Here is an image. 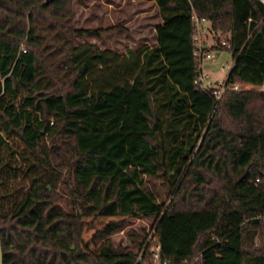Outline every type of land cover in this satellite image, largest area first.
I'll list each match as a JSON object with an SVG mask.
<instances>
[{"label": "trees", "instance_id": "1", "mask_svg": "<svg viewBox=\"0 0 264 264\" xmlns=\"http://www.w3.org/2000/svg\"><path fill=\"white\" fill-rule=\"evenodd\" d=\"M75 1L0 0L3 264H152L145 231L135 250L110 239L135 217L153 219L158 264H264V6L154 0V45L121 56L76 43L114 27L75 28ZM194 19L228 42L201 50L233 60L219 100L196 84ZM12 137L30 187L5 209Z\"/></svg>", "mask_w": 264, "mask_h": 264}, {"label": "rangeland", "instance_id": "2", "mask_svg": "<svg viewBox=\"0 0 264 264\" xmlns=\"http://www.w3.org/2000/svg\"><path fill=\"white\" fill-rule=\"evenodd\" d=\"M102 1L120 7L117 14L115 12L112 14L113 22L106 21L103 23L101 21L100 14L104 11L102 8H106L102 6L101 0H79L75 1L73 5L74 27L78 29L104 30L102 27H106L111 23L117 27H114V30L111 29L109 32L101 33L99 39L84 37L78 39L76 43L95 45L98 49H109V51L121 56L128 51H136L142 47H151L154 45V27L160 22V18L153 0ZM91 2V11L90 9L85 10ZM200 32V41L196 43L200 47H211L218 40L225 39L213 33L209 28H205L204 25ZM210 55L214 56L213 53H210ZM203 56L200 58V75L203 77L209 76L208 81L210 82V87L216 90L218 89L220 92L233 66V60L230 54L226 52H220L218 57L214 56L207 60ZM240 88L245 89L246 87ZM256 89L264 91V86L256 87ZM6 141L9 151H7L5 157L12 167L19 169V173L16 179H13L12 172H10V176L5 179L6 184L2 190L5 209L19 201L29 189L30 175L26 176V167L32 163L31 155L26 152L22 143L17 138L12 137ZM145 185L154 194L158 203H170L171 197L168 194V187L163 178H145ZM152 223V218H132L123 230L115 232L110 239L114 246H122L127 250H135L134 243L138 242L139 239L134 235H140L143 231L151 234ZM152 264L156 263L152 262Z\"/></svg>", "mask_w": 264, "mask_h": 264}, {"label": "built area", "instance_id": "3", "mask_svg": "<svg viewBox=\"0 0 264 264\" xmlns=\"http://www.w3.org/2000/svg\"><path fill=\"white\" fill-rule=\"evenodd\" d=\"M263 6H264V0H258ZM195 20V24H196V28H197V36L194 39L195 42V47H196V52L195 54L197 56H199L200 58L203 56L205 57V59H211L214 56H211L210 53L209 54H202V49H204L205 47H200V45H197L196 43L200 41V30L202 29L203 25L201 23H199L196 19ZM220 44L222 46H228V42L226 39H220ZM23 53H25L24 50H22ZM209 76H201L199 74V77L196 80V84L199 85L202 89L204 90H211L213 88L210 87V82L208 81ZM226 87L225 84L223 85V87L220 89L221 91H218V95H217V99L219 100L221 98V95L223 94V92L225 91ZM232 89L234 91H239L241 88L239 86H233ZM218 90V89H217ZM147 244H149V251L151 253V260L152 262L158 264L159 262V245L155 239L154 236V231L152 230V233L149 234L148 236V240H147Z\"/></svg>", "mask_w": 264, "mask_h": 264}, {"label": "crops", "instance_id": "4", "mask_svg": "<svg viewBox=\"0 0 264 264\" xmlns=\"http://www.w3.org/2000/svg\"><path fill=\"white\" fill-rule=\"evenodd\" d=\"M133 1V0H132ZM154 1V0H153ZM101 4L102 6L106 7V8H102L104 11L101 12L100 14V18L102 19L101 21H103V23H105L106 21L107 22H113L112 20V14L115 12L117 14V12L120 10V7H117V6H114L113 4L107 2L105 3L104 1L101 0ZM91 7H92V2L91 4L89 5L88 8H86L85 10H89L91 11ZM155 7H156V4H155ZM113 10V11H112ZM159 16V15H158ZM105 18V19H104ZM108 18V19H107ZM160 18V17H159ZM161 20L159 23H157L154 27V32H155V29L156 27L161 24ZM202 25H204L205 28H209L210 29V23L209 22H203L201 23ZM113 27H117L115 24L111 23L109 25H107L106 27H102L104 28L105 30L106 29H111ZM95 46V45H94ZM206 46V45H204ZM206 48V47H205ZM100 50H109V49H100ZM245 89H250V87H246Z\"/></svg>", "mask_w": 264, "mask_h": 264}, {"label": "water", "instance_id": "5", "mask_svg": "<svg viewBox=\"0 0 264 264\" xmlns=\"http://www.w3.org/2000/svg\"><path fill=\"white\" fill-rule=\"evenodd\" d=\"M54 0H44V3L45 4H49L51 2H53ZM219 53H215L214 56L215 57H218ZM0 264H3V261H2V249H1V243H0Z\"/></svg>", "mask_w": 264, "mask_h": 264}]
</instances>
